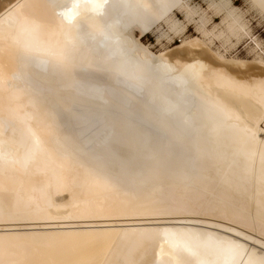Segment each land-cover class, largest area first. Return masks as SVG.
I'll list each match as a JSON object with an SVG mask.
<instances>
[{
  "label": "bare ground",
  "instance_id": "6f19581e",
  "mask_svg": "<svg viewBox=\"0 0 264 264\" xmlns=\"http://www.w3.org/2000/svg\"><path fill=\"white\" fill-rule=\"evenodd\" d=\"M199 9L0 0V264H264V66L140 41Z\"/></svg>",
  "mask_w": 264,
  "mask_h": 264
},
{
  "label": "rangeland",
  "instance_id": "374dc122",
  "mask_svg": "<svg viewBox=\"0 0 264 264\" xmlns=\"http://www.w3.org/2000/svg\"><path fill=\"white\" fill-rule=\"evenodd\" d=\"M219 1L220 0H193V4L200 9L193 21L189 24L185 23L182 14L174 12L173 16L186 25L184 35L171 36L173 34H170V37H173L171 42L165 37L160 38L161 32H168L166 25L162 22L159 25V30L141 37V43L150 46L152 51H159L165 46L168 50H175L177 46L182 44V40L186 37L189 39L198 38L203 40V37L201 38L198 31L203 29L212 39V44L209 45L212 50L218 49L227 59H239L246 63H252L253 61L260 59L259 64L264 66V16L254 8L248 0H229L230 5L242 14V20L246 23V27L240 32V40L238 42L234 41L233 43L235 45L233 48H230L226 52L223 49L222 44L213 36L211 30L215 26L220 25L221 18L228 13L226 7L221 5ZM217 6H220V11H216ZM205 17L210 19V22L206 25L203 21ZM239 24L240 23H238V25ZM132 35L138 37V31H132ZM261 127L263 128L264 124Z\"/></svg>",
  "mask_w": 264,
  "mask_h": 264
}]
</instances>
